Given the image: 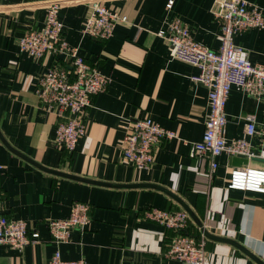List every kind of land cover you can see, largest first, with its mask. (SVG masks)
I'll use <instances>...</instances> for the list:
<instances>
[{
  "label": "crops",
  "instance_id": "1",
  "mask_svg": "<svg viewBox=\"0 0 264 264\" xmlns=\"http://www.w3.org/2000/svg\"><path fill=\"white\" fill-rule=\"evenodd\" d=\"M49 1L0 0V191L6 215L40 234L22 250L0 244V264H48L57 249L64 259L87 264H181L166 256L177 232L146 217L152 207L185 210L187 233L201 240L203 227L253 254L206 236L208 264H264V191L230 187L234 169H261L264 160L223 153L209 175L210 160L191 156L192 144L205 131L209 90L193 80L198 68L174 58L170 43L157 33L179 17L196 40L218 49L220 24L213 13L219 0H174L171 9L169 0H103L128 17L107 40L82 32L89 0H59L64 38L110 77L82 113L86 131L71 151L56 143L62 120L57 109L47 108L37 94L38 77L49 67L69 69L66 55L34 59L19 48L25 31L44 27ZM248 1L264 10V0ZM235 42L264 67V28L239 33ZM226 112L228 139L246 135L251 112L264 131V97L234 86ZM142 117L176 136L159 143L152 166L139 169L123 160L121 139ZM263 137L250 139L255 150ZM75 202L90 206V223L57 244L48 221L67 217Z\"/></svg>",
  "mask_w": 264,
  "mask_h": 264
},
{
  "label": "built area",
  "instance_id": "2",
  "mask_svg": "<svg viewBox=\"0 0 264 264\" xmlns=\"http://www.w3.org/2000/svg\"><path fill=\"white\" fill-rule=\"evenodd\" d=\"M174 0L167 7L172 8ZM90 12L85 19L82 32L99 40L109 39L118 23L128 21V17L105 5L103 0H89ZM59 0H50L44 27L29 29L19 39L21 52L38 59L47 53L65 54L69 69L53 65L39 75L37 94L47 108L57 109L62 120L59 122L56 143L66 150H73L81 135L86 131L82 113L92 104L93 96L106 88L110 77L88 63L78 53V47L70 45L63 35V25L59 21ZM219 21L220 46L213 49L196 40L189 27L179 18L168 21L157 33L171 46V55L189 63L199 72L193 80L209 90V112L205 121V131L200 141L192 144L191 156H204L210 160L209 175L218 167L217 157L223 153L230 156L243 155L249 159L260 157L264 160V137L260 149L252 147L250 139L258 133L256 113H248L246 135L228 139L224 135L228 123L226 105L231 89L237 86L243 91L261 99L264 97V67L253 63L248 50L235 42V35L251 28H264V10L248 0H219L214 11ZM131 130L121 139L123 160L137 168L152 166L155 151L164 139L176 136V132L166 129L151 117L134 120ZM230 187L264 191V168L241 167L232 171ZM146 217L164 224L177 234L170 242L166 256L181 264H208L205 235L197 239L186 232L190 215L185 210H164L149 208ZM90 206L75 202L70 214L64 218L50 219L48 227L57 244L68 242L74 229L84 230L90 223ZM40 234L30 231L23 219L12 218L5 213V197L0 191V244L22 250L37 242ZM48 264H87L82 258L64 259L57 249Z\"/></svg>",
  "mask_w": 264,
  "mask_h": 264
},
{
  "label": "water",
  "instance_id": "3",
  "mask_svg": "<svg viewBox=\"0 0 264 264\" xmlns=\"http://www.w3.org/2000/svg\"><path fill=\"white\" fill-rule=\"evenodd\" d=\"M202 227V226H201ZM203 233L205 236L215 239L217 241H222V242H227L232 244L234 247H238L240 249H242L243 251H245L248 255L253 256V254L248 251L245 247H243L240 243H238L237 241H235L234 239L230 238V237H225V236H220V235H215L210 233L209 231H207L206 229H204L202 227Z\"/></svg>",
  "mask_w": 264,
  "mask_h": 264
}]
</instances>
